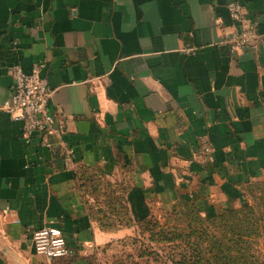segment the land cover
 Here are the masks:
<instances>
[{
	"label": "crops",
	"instance_id": "obj_1",
	"mask_svg": "<svg viewBox=\"0 0 264 264\" xmlns=\"http://www.w3.org/2000/svg\"><path fill=\"white\" fill-rule=\"evenodd\" d=\"M232 1L0 0V264H46L32 234L48 226L61 264H111L142 220L182 201L217 214L264 177V0H239L261 38L230 55ZM39 61L61 135L27 145L1 105L10 68ZM202 142L211 158L191 162Z\"/></svg>",
	"mask_w": 264,
	"mask_h": 264
},
{
	"label": "rangeland",
	"instance_id": "obj_2",
	"mask_svg": "<svg viewBox=\"0 0 264 264\" xmlns=\"http://www.w3.org/2000/svg\"><path fill=\"white\" fill-rule=\"evenodd\" d=\"M243 195L217 214L182 201L167 216L139 223L134 242L111 264H264V177L249 181Z\"/></svg>",
	"mask_w": 264,
	"mask_h": 264
},
{
	"label": "built area",
	"instance_id": "obj_3",
	"mask_svg": "<svg viewBox=\"0 0 264 264\" xmlns=\"http://www.w3.org/2000/svg\"><path fill=\"white\" fill-rule=\"evenodd\" d=\"M231 20L240 25L221 36L218 45L227 47L228 54L234 55L246 47L255 45L261 38L256 22L248 16L246 8L239 0L227 4ZM43 62H35L31 71L26 72L20 65L10 68L12 78L11 92L1 105L11 119L22 123L21 137L25 144H31L36 138L55 136L60 138L61 130L55 127L54 115L49 109V100L53 90L46 78L42 77ZM46 147L54 143L44 140ZM59 144L62 142L58 141ZM57 144V143H56ZM214 152L212 145L202 142L193 152L191 162L209 160ZM62 164L65 169H75L74 152L71 148H63ZM32 244L37 254L43 255L46 264H61L60 260L73 254L68 247L62 230L48 226L32 234Z\"/></svg>",
	"mask_w": 264,
	"mask_h": 264
},
{
	"label": "trees",
	"instance_id": "obj_4",
	"mask_svg": "<svg viewBox=\"0 0 264 264\" xmlns=\"http://www.w3.org/2000/svg\"><path fill=\"white\" fill-rule=\"evenodd\" d=\"M188 204H191V203H189V202H187ZM181 205V203L178 205V206H180ZM191 205H193V204H191ZM193 207H195L194 205H193ZM196 208V207H195ZM114 215H116V217H125V219H128V213H127V209L120 203V209H117L116 211H115V214ZM111 216H113V214H111L110 216H108V215H104L103 217L104 218H106V219H112L111 218ZM207 217H214L215 215H213V216H210V215H206ZM147 219H145V220H142V222L143 221H146ZM242 230L244 231L243 232V234H242V236H245V234L247 233V235L248 234H250V230H249V228H242ZM227 234H231L232 233V230L231 229H229L227 232H226ZM239 264H252L251 262L249 263V262H241V263H239Z\"/></svg>",
	"mask_w": 264,
	"mask_h": 264
}]
</instances>
